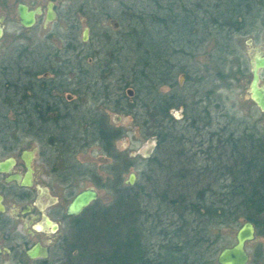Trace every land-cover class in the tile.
<instances>
[{
    "label": "trees",
    "instance_id": "trees-1",
    "mask_svg": "<svg viewBox=\"0 0 264 264\" xmlns=\"http://www.w3.org/2000/svg\"><path fill=\"white\" fill-rule=\"evenodd\" d=\"M153 1L158 7L154 20L162 26L159 32L163 36L157 41V29L151 37L145 30L148 36L144 38L150 40L151 46H145L138 33L139 42H134L136 37L130 38L135 63L118 78L114 110L132 120L142 112L146 117L143 122L150 123L153 129L149 137H157L156 145L146 159L137 190L123 184L121 172L131 166L123 163L110 185L115 196L113 204L90 209L82 220L84 224H75L76 241L71 248L78 252V261L72 264H211V232L223 231L243 215L239 197L242 190L232 189L238 196H231L229 185L258 184L264 193V124L211 114V89L194 104L176 101L175 94L162 90L165 85L172 88L175 73L164 43L184 51L213 41L208 0H200L194 6L199 8L196 12L181 6L180 0ZM232 2L234 18L239 14L240 0ZM217 22L221 26L217 49L224 58L214 61V68L206 66L205 74L197 79L205 82L213 75L218 82L215 89L227 87L228 80H239L225 71L233 68L229 57L234 49L222 28L225 23ZM115 54L110 50L113 69L119 63ZM128 86L132 87L130 96L129 88L122 91ZM173 108H182V119L172 116ZM73 127L76 129V125ZM86 129L85 138L114 155L112 144L121 136L122 128L115 132L105 121L98 122L93 137L89 125ZM207 129L210 132L203 135ZM229 151L232 156L227 159Z\"/></svg>",
    "mask_w": 264,
    "mask_h": 264
},
{
    "label": "flooded vegetation",
    "instance_id": "flooded-vegetation-1",
    "mask_svg": "<svg viewBox=\"0 0 264 264\" xmlns=\"http://www.w3.org/2000/svg\"><path fill=\"white\" fill-rule=\"evenodd\" d=\"M27 1L18 0L15 5L13 14L22 30L19 36L23 44L16 48L15 60L10 64H5L8 44L0 45V162L6 163V168L0 171V264H72L69 255L72 231L75 224H84L85 212L94 208L97 199L74 216L67 213V206L83 189L91 187L98 192L95 186L79 181L89 170L75 161L74 156L94 141L85 138L88 125L92 137L98 122L105 121L115 132L121 128L108 120L110 112L120 114L114 110L118 82L115 87L109 81L106 68L90 66L92 59L84 55L82 46L88 40H82L85 27L80 40L77 39L79 21L69 8H61L55 0ZM180 3L193 12L199 10L194 6L200 0H180ZM232 3V0H208L213 32L209 57L218 62V58H224L217 49L220 26L217 21H220L225 23L222 28L234 49L229 57L233 76L238 79L246 76L250 83L255 58L264 57V0H240V11L234 18ZM18 4L29 10L39 9L33 25L25 27L20 23ZM8 17L7 13H0V41ZM58 20L65 22L63 29ZM53 25L54 31L44 32ZM36 27L41 33L30 36L29 31ZM86 27L89 38L90 27ZM237 37H240L239 51L235 50ZM258 76L261 86L264 68L258 70ZM104 85L106 89L101 87ZM208 132L207 129L203 135ZM117 139L112 144L113 154ZM231 156L230 151L226 153L227 159ZM125 185L137 190L135 182ZM229 188L231 196L235 193L232 189L242 190L239 197L243 215L228 223L223 231L211 232V264H219L218 253L236 243V231L245 222L253 226V237L244 243L248 255L245 264H264V193L258 184L252 183L230 184ZM259 204L260 207L255 206ZM36 249L37 255L29 256L28 252ZM76 252L72 250V255Z\"/></svg>",
    "mask_w": 264,
    "mask_h": 264
},
{
    "label": "rangeland",
    "instance_id": "rangeland-1",
    "mask_svg": "<svg viewBox=\"0 0 264 264\" xmlns=\"http://www.w3.org/2000/svg\"><path fill=\"white\" fill-rule=\"evenodd\" d=\"M17 1L0 0V13H7L9 16L6 20L4 36L0 41V45L8 44L7 50H5L6 65L10 64L12 60H15L13 58L15 57V50L16 48L19 49L23 44L19 36L22 30L13 14ZM55 2L61 8H69L71 15L79 21V26L76 29L77 39L80 40L83 27H90L89 38L82 45L86 51L84 55L87 58L91 57L92 62L90 66L106 68L105 73L115 87L118 78L124 73L127 74L126 70L135 63L134 59L136 55L129 47V43L132 40L130 38L136 37L134 42H139L142 39L145 46H151L150 40L144 38L148 36L145 30L149 32V37H151L157 29V36H154L157 41H160V37L163 36L159 32L160 30L162 31V26L160 27V24H157L154 20V10H157L158 7L153 0H55ZM82 16H84L83 19H81ZM63 25H65V22L58 20V26H61L63 29ZM144 26L145 28H143ZM54 27L55 25L44 32L54 31ZM38 32L41 33L39 27L29 31V33H32L30 36H34ZM137 33L141 35L139 36L140 39ZM117 41L119 42L118 44H116ZM237 43L238 47L235 50L239 51L240 37H237ZM164 45L166 50L165 54L175 73L173 74L172 88L165 85L162 87L163 91L169 92V94H175L176 101L194 104L195 101L201 99L207 90L211 89L214 91L209 95L212 98L211 114H221L223 119L234 117L235 121L240 119L248 121L257 120L261 125L264 124V115L247 97L246 87L249 83V78L246 76L239 80H228L227 87L220 86V88L216 89L215 85L218 82L214 80L213 75L211 79H205V82H199L197 80L205 74L206 66L210 68L215 67L214 60L209 57L212 43L199 48H184V51L180 50L179 47H175L176 49L174 50L172 45L165 43ZM110 50L116 53L115 57L119 61L114 66V69V64L109 63V59L107 60L110 57ZM229 59L231 60V58ZM232 71L233 69L230 67L226 70L228 73ZM181 75L183 77L180 82ZM189 76L190 79L188 78ZM127 88L132 87H124L122 91L125 93ZM216 98L218 102L214 101ZM216 103H219V108L215 106ZM171 114L177 119L183 118L182 108H173ZM108 120L110 124L123 129L121 136L114 143V155H107L100 149V144L93 141L88 146L80 149L74 156L75 161L82 165L83 168L89 170L85 174L86 176L80 178L81 180L79 179V181H82L83 185L95 186L98 189V198L93 204L97 208L108 207L113 204L115 196L114 192L110 190V185L113 181L114 173L121 169L123 163L131 164L125 171L121 172L123 184H125V180L130 172L136 175L135 183L141 182L146 159L152 155L155 147L154 141H149V133L153 129L150 123L143 122L146 120V117L142 115V112L133 120L123 113L117 114L110 112L108 114ZM88 212H85L84 217L87 216L86 214ZM71 240L73 243L76 241L74 231H72ZM73 249L71 248V254L69 255H71L72 263H75L78 261V252L72 255Z\"/></svg>",
    "mask_w": 264,
    "mask_h": 264
},
{
    "label": "water",
    "instance_id": "water-1",
    "mask_svg": "<svg viewBox=\"0 0 264 264\" xmlns=\"http://www.w3.org/2000/svg\"><path fill=\"white\" fill-rule=\"evenodd\" d=\"M49 11L51 12V5L49 6ZM39 9L29 10L26 5L18 4L17 5V14L19 17L20 23L29 27L33 25L35 21V14L39 13ZM49 19L51 17H48ZM115 25H117L115 23ZM1 34V28H0ZM88 39V28L85 27L83 29V37L82 40L86 41ZM260 68H264V57H256L255 62L252 65V76L248 87L247 97L250 98L258 109L264 113V82L260 86L259 85V76L258 70ZM181 75L179 81L181 82ZM127 94L132 95V90L127 89ZM173 110H171L172 112ZM149 141H154L156 145L157 137L152 136L149 138ZM6 168L5 162H0V171ZM135 173L130 172L128 174L125 183L128 185H132L135 182ZM98 197V192L94 188L88 187L77 192L72 200L69 202L67 206V213L70 215L79 214L86 206H88L91 202H94ZM253 237V226L250 222L243 223L236 231V243L232 247H225L220 250L217 256V262L219 264H245L248 260V255L244 250V243L246 240H249ZM30 250L28 252L29 256L34 257L37 255V249Z\"/></svg>",
    "mask_w": 264,
    "mask_h": 264
}]
</instances>
